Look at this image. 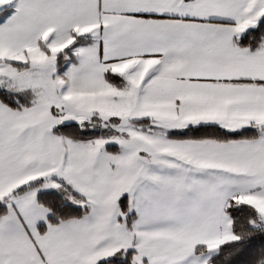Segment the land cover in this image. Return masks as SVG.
<instances>
[{"label":"crops","instance_id":"obj_1","mask_svg":"<svg viewBox=\"0 0 264 264\" xmlns=\"http://www.w3.org/2000/svg\"><path fill=\"white\" fill-rule=\"evenodd\" d=\"M263 16L264 0H0V88L23 103L0 100V264L130 250L132 264H207L231 229L229 199L262 217L264 129L222 142L169 134L264 127V35L237 44ZM86 79L104 97L86 100ZM79 106L119 123L108 137L57 133L63 116L87 118ZM65 186L86 211L47 224L37 194Z\"/></svg>","mask_w":264,"mask_h":264},{"label":"trees","instance_id":"obj_2","mask_svg":"<svg viewBox=\"0 0 264 264\" xmlns=\"http://www.w3.org/2000/svg\"><path fill=\"white\" fill-rule=\"evenodd\" d=\"M263 35L264 16L254 27L248 29L246 33L237 39V44L253 49L258 45ZM0 100L12 108L19 109L23 105L17 94L2 88H0ZM144 122L145 120L132 121L134 125H140ZM263 129L264 127L262 126H249L237 130H227L215 124H203L171 131L169 137L222 142L252 139L257 137ZM55 131L73 140L93 139L107 132L103 127H93L91 124H86L82 121L69 124L59 123ZM65 187L61 190L39 191L37 194L38 203L46 207L50 212L47 217V224H57L62 220L81 217L86 211L84 206L67 200L66 195H70V192ZM24 188H20L17 192ZM119 206L122 211L127 210L126 197L119 200ZM5 211V205L0 203V216ZM225 211L231 220V233L236 238L223 242L216 253L208 259L207 264H264V227L261 214L252 205L239 203L234 199L227 201ZM45 226L44 223L39 226L41 232L44 231ZM202 247L198 246L196 251H199ZM132 254V250L127 251L124 255L118 252L112 257L99 261L97 264H132Z\"/></svg>","mask_w":264,"mask_h":264},{"label":"rangeland","instance_id":"obj_3","mask_svg":"<svg viewBox=\"0 0 264 264\" xmlns=\"http://www.w3.org/2000/svg\"><path fill=\"white\" fill-rule=\"evenodd\" d=\"M88 27H89V24L87 23ZM89 35L91 36V38L94 39L95 37V33L94 31H90L89 32ZM241 46V45H240ZM107 77V79L109 80H105L103 79V81L107 84L111 83L112 85H114V82L118 83L119 84V80L116 79L115 76H113L111 73L107 72L105 74ZM101 84V85H100ZM106 87H105V84L104 83H96L94 82L93 80H88L86 79V82H85V93H86V100H89L91 99L90 95H92V98H96L97 96L95 95V93L93 94L94 90H96V93L99 95V94H102L103 95V92L105 91L106 92ZM104 97V95L102 96ZM70 107V106H69ZM80 108V111L81 112H77L78 114L76 115H80V117L82 116H86L87 118L84 119V123L86 124H91V126H96V127H103L105 128V130L107 131L106 133L102 134V137H108L109 136V132L110 130H112V127H115V125H117L119 122L116 121V120H111L112 118H109V117H101L100 115H109V113H104V112H99V113H93V112H89L88 110V107H83V106H79ZM104 108V107H103ZM68 109V108H67ZM66 109V110H67ZM70 111V109H68ZM72 111V110H71ZM76 118V117H75ZM104 120V121H103ZM81 121V120H79ZM102 122V124H101ZM112 123V124H111ZM132 123V122H131ZM83 124V123H81ZM114 124V126H113ZM121 127H125L124 125H121ZM105 139V138H103ZM123 140H125V138H123ZM110 141L112 143H116V142H119V140H117V138H112L110 139ZM262 223H263V227H264V210H262ZM223 230H224V227H223ZM228 234V236H226V234ZM224 234V238H223V242H226V241H231V240H234L236 237L231 233V229H230V226H229V229H228V232ZM213 241H210V244H213L212 243Z\"/></svg>","mask_w":264,"mask_h":264},{"label":"water","instance_id":"obj_4","mask_svg":"<svg viewBox=\"0 0 264 264\" xmlns=\"http://www.w3.org/2000/svg\"><path fill=\"white\" fill-rule=\"evenodd\" d=\"M73 122H78V120L76 118H74L72 115H65L62 117L61 119V124H69V123H73Z\"/></svg>","mask_w":264,"mask_h":264}]
</instances>
